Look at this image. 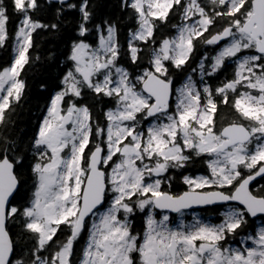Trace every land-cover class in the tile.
Segmentation results:
<instances>
[{"label":"snow or ice","instance_id":"6c2138e0","mask_svg":"<svg viewBox=\"0 0 264 264\" xmlns=\"http://www.w3.org/2000/svg\"><path fill=\"white\" fill-rule=\"evenodd\" d=\"M105 7L0 0V48L19 19L0 68V264H264V0H119L134 25L124 42ZM66 29L63 60L46 58L59 90L31 137L11 135L26 67L41 60L35 38ZM86 97L112 102L103 123ZM218 106L234 118L218 120ZM196 158L207 174L183 175L172 193ZM223 205L220 223L183 219Z\"/></svg>","mask_w":264,"mask_h":264},{"label":"trees","instance_id":"16d2710c","mask_svg":"<svg viewBox=\"0 0 264 264\" xmlns=\"http://www.w3.org/2000/svg\"><path fill=\"white\" fill-rule=\"evenodd\" d=\"M106 7L101 9V15L110 14L113 18L117 16L120 17L121 23L120 27V39L121 42H124L127 36V31L129 27L134 25L131 22H128L124 18V14L119 12L118 3L119 0H101ZM177 19H173L172 23H177ZM19 24V19L13 17L10 19L8 24V31L10 34V39L4 48H0V68L7 66L11 63L12 60V44L14 43V34L17 25ZM174 30L170 28L164 29L165 35L173 34ZM71 35L70 29H66L64 33L59 36H52L48 33H42L39 37L35 38L36 47L34 50H30L33 56L39 55L41 57L40 61H36L30 67H26L27 72V81L28 88L25 98L21 101L19 107H17L15 113L13 114L14 125L10 126L11 135H20L21 137L27 139L31 137L35 129V125L38 122V118L43 115L42 109L46 105L48 98L51 93L56 90H59V79L58 73L59 69L56 67V63L47 60L46 58L50 53L55 52L57 55V60H63L64 54L67 51L66 44L68 41V36ZM204 51H208L209 56L214 55L211 49H200V54H203ZM198 58V57H197ZM189 64L191 67H195V64L190 61ZM191 67H187V72H191ZM186 73H178L176 80L174 81V87H178L181 81L184 79ZM23 75V74H22ZM229 78L231 76V71L228 72ZM198 79V77H195ZM224 76L220 75L218 79H223ZM217 79H210L209 83H217ZM45 84L47 87L44 90H41L40 85ZM86 102H88L93 108V114L95 117L100 119V122L103 123V116L101 108H107L112 106V102L105 100L103 104L94 103L90 97H86ZM173 108V107H172ZM234 112L227 106H218L217 119L223 120L225 123L234 118ZM219 127V124L217 125ZM91 146V145H90ZM87 151V150H86ZM175 180L172 183L170 191L172 193H178L183 190H186V186L182 183L183 175H205L207 174V166L203 158H196L191 166H189L183 172H174ZM167 187V185H165ZM206 210V209H205ZM204 212V211H203ZM218 212L212 210L206 211L203 214L204 218H211L214 222H219L221 217L218 216ZM218 216V217H213ZM255 226H258L255 223ZM137 228L143 226V221L140 217L136 221ZM12 231L18 232L19 225H13ZM239 240V237H237ZM233 246L236 247L238 244L233 241Z\"/></svg>","mask_w":264,"mask_h":264},{"label":"rangeland","instance_id":"374dc122","mask_svg":"<svg viewBox=\"0 0 264 264\" xmlns=\"http://www.w3.org/2000/svg\"><path fill=\"white\" fill-rule=\"evenodd\" d=\"M194 215H195V216H199V217H201V218H203V219H205V220L211 221L212 223H216V222H214L211 218H204L201 214H199V213H197V212H195V213H191V212H189V213H185L183 219L185 220L186 223H191L192 218H193ZM171 216H172L173 218H176V219L179 218V215H178V214H177V215H171ZM218 216L221 217V220H222V216H221L220 214H218ZM218 216H213V217H218ZM221 220H220L219 222H217V223H220Z\"/></svg>","mask_w":264,"mask_h":264},{"label":"flooded vegetation","instance_id":"af4514ba","mask_svg":"<svg viewBox=\"0 0 264 264\" xmlns=\"http://www.w3.org/2000/svg\"><path fill=\"white\" fill-rule=\"evenodd\" d=\"M261 184H264V179L259 181ZM227 206H216V207H212V208H209V209H206V210H201V211H197V213L203 215L206 211H214V212H218L219 214L222 213L223 211H225ZM204 211V212H203ZM187 213V212H186ZM192 213H195V212H192ZM255 223H257L258 225L261 223V220L259 218H257L255 221ZM59 235V234H58Z\"/></svg>","mask_w":264,"mask_h":264},{"label":"water","instance_id":"95a60500","mask_svg":"<svg viewBox=\"0 0 264 264\" xmlns=\"http://www.w3.org/2000/svg\"><path fill=\"white\" fill-rule=\"evenodd\" d=\"M258 180H261L260 178H257ZM255 183V182H254ZM224 206V205H223ZM211 207H216V206H211ZM211 207H207V208H211ZM207 208H204V207H194L192 209H188L186 211H194V210H201V209H207ZM172 214H176V213H172Z\"/></svg>","mask_w":264,"mask_h":264}]
</instances>
